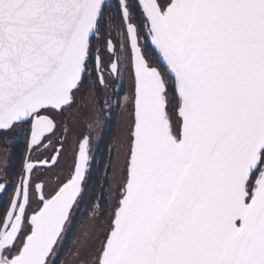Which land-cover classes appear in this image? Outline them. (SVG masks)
Returning <instances> with one entry per match:
<instances>
[{"label":"snow or ice","instance_id":"snow-or-ice-1","mask_svg":"<svg viewBox=\"0 0 264 264\" xmlns=\"http://www.w3.org/2000/svg\"><path fill=\"white\" fill-rule=\"evenodd\" d=\"M117 109L81 264H264V0H0V138L28 149L0 177V264H66Z\"/></svg>","mask_w":264,"mask_h":264},{"label":"flooded vegetation","instance_id":"flooded-vegetation-1","mask_svg":"<svg viewBox=\"0 0 264 264\" xmlns=\"http://www.w3.org/2000/svg\"><path fill=\"white\" fill-rule=\"evenodd\" d=\"M112 30H113V34L115 35V31H116L115 27H113ZM125 91H127V88H125ZM85 93H86L85 101L87 102L91 100L93 93L88 90L87 86L85 87ZM119 111L120 110L117 109V114L111 117L112 132H109L108 129L105 128L103 141H94L93 143L92 155L94 156V161L92 162V166H91V177L88 181L89 185L95 182V179L97 178L98 175L97 173L98 171H102L100 184L103 183L104 166L105 163L107 162V144L111 141L112 136L116 134L115 130L117 128V121L120 120V116L118 115ZM61 119H67L68 127L71 129V134L68 137V144L66 145L67 152L61 158L59 165V170L62 171L64 174H67L71 165L72 146L75 140L77 139V137L86 131V121L79 114H76L74 118L65 117ZM62 132L63 129H59L57 131L56 136L53 137L54 145H55V141L62 135ZM27 154H28L27 136L24 135V132L22 130H17L16 133L9 134L6 138H0V177H3L5 174H7L9 177H14L15 175H18ZM50 155H52L51 150L44 151L43 149H41L40 152H32L31 158L33 160H38V159H43ZM44 175L45 178L50 177L52 181L55 180V176L52 175L51 173H45ZM104 190L106 196L104 202L106 203V210H107L108 200L111 198V194L108 192L107 184H104ZM10 193H11V188H9V194ZM7 199H8V195L0 196V207L3 206V202H6ZM80 230H77V232L75 233L70 248L68 250L69 252H67L63 256V258H61L62 260L66 261V264H81V262L76 258L74 254L75 250L73 249L74 244L76 247H83V238H81L82 233L81 234L79 233ZM83 255L84 258H87L86 253H84Z\"/></svg>","mask_w":264,"mask_h":264},{"label":"trees","instance_id":"trees-1","mask_svg":"<svg viewBox=\"0 0 264 264\" xmlns=\"http://www.w3.org/2000/svg\"><path fill=\"white\" fill-rule=\"evenodd\" d=\"M112 2L114 3V0H112ZM97 173H98V175H97V178L95 179V182L89 185V190L85 193L84 202L81 204L80 210H79L81 213L87 212V210L89 209L90 200L95 199L101 191L100 182H101V177H102V171H98ZM93 185L95 187H92ZM103 203H104V207H106V203L105 202H103ZM83 217H84V215L81 216L80 214L77 216V218H79V219H82ZM79 225H80V222H77L76 226L73 227L72 231L68 233V237L66 239V242L64 243V248L61 252L62 255H65L66 252H68L70 245H71V242H72V239H73L75 233L77 232Z\"/></svg>","mask_w":264,"mask_h":264},{"label":"rangeland","instance_id":"rangeland-1","mask_svg":"<svg viewBox=\"0 0 264 264\" xmlns=\"http://www.w3.org/2000/svg\"><path fill=\"white\" fill-rule=\"evenodd\" d=\"M100 194V193H99ZM80 210V209H79ZM105 210H106V207H105ZM81 212L79 211V213L77 214V216L80 214ZM77 222H80V225H79V228H78V230H80L79 231V233L81 234H83V233H85L87 230H88V227H89V223H88V216L85 214L84 215V217L82 218V219H79V218H77V220H76V223ZM82 236V235H81ZM81 238H83V236L81 237ZM72 247V246H71ZM73 249L75 250V248H74V246H73ZM69 252V251H68ZM67 253V252H66ZM63 256L64 255H62V253H61V258H63ZM67 256H68V254H67ZM69 259H70V257H69ZM68 259V260H69ZM59 262V261H58ZM57 262V264H59Z\"/></svg>","mask_w":264,"mask_h":264}]
</instances>
